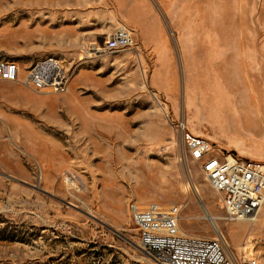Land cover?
<instances>
[{"label": "rangeland", "instance_id": "rangeland-1", "mask_svg": "<svg viewBox=\"0 0 264 264\" xmlns=\"http://www.w3.org/2000/svg\"><path fill=\"white\" fill-rule=\"evenodd\" d=\"M121 27L136 45L107 52ZM46 58L65 94L0 83V264H157L131 202L264 264L262 212L226 219L178 127L264 162V0H3L0 60Z\"/></svg>", "mask_w": 264, "mask_h": 264}, {"label": "built area", "instance_id": "built-area-1", "mask_svg": "<svg viewBox=\"0 0 264 264\" xmlns=\"http://www.w3.org/2000/svg\"><path fill=\"white\" fill-rule=\"evenodd\" d=\"M135 45L131 31L121 27L106 39L104 50L113 53ZM70 80L63 62L55 58L39 60L28 69H23L18 60H0V83H18L36 92L65 94ZM178 127L188 157L200 164L207 180L221 194L226 219L254 220L264 207V162L241 159L220 149L209 139L190 132L183 122ZM181 212L182 206L177 204L131 202L129 215L139 233L140 249L157 264H233L221 239L185 233L181 228ZM244 264L260 261L253 258Z\"/></svg>", "mask_w": 264, "mask_h": 264}, {"label": "crops", "instance_id": "crops-1", "mask_svg": "<svg viewBox=\"0 0 264 264\" xmlns=\"http://www.w3.org/2000/svg\"><path fill=\"white\" fill-rule=\"evenodd\" d=\"M262 213H261V218H262V221L264 222V207H263V209H262V211H261ZM130 216V215H129Z\"/></svg>", "mask_w": 264, "mask_h": 264}, {"label": "bare ground", "instance_id": "bare-ground-1", "mask_svg": "<svg viewBox=\"0 0 264 264\" xmlns=\"http://www.w3.org/2000/svg\"><path fill=\"white\" fill-rule=\"evenodd\" d=\"M3 3V0H0V4ZM97 50V49H96ZM155 182V181H154ZM69 183L73 184L74 185V182L71 181V179H69Z\"/></svg>", "mask_w": 264, "mask_h": 264}]
</instances>
